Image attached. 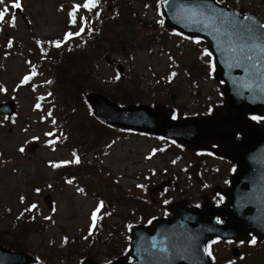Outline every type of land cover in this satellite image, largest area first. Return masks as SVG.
<instances>
[{
  "label": "rangeland",
  "instance_id": "1",
  "mask_svg": "<svg viewBox=\"0 0 264 264\" xmlns=\"http://www.w3.org/2000/svg\"><path fill=\"white\" fill-rule=\"evenodd\" d=\"M157 1L160 0H126V3L121 5L122 8L116 10L112 7L108 8L115 2L109 4L98 0L97 7L88 10L83 8L86 0H21L20 9L28 18L30 28L26 29L20 18H16V23L13 25L10 13L6 16L7 23L11 24L10 29L9 26L0 24L2 26L0 49L2 50L10 40H15L20 42L23 50L29 53L28 56L6 54L4 51L0 53V102L10 99L18 102L17 114L13 120L4 121L0 117L1 243L12 235L18 236L19 239L22 236L28 237L21 248L30 254L48 258L50 261H47V264H77L76 247L90 245L82 240L86 238V213L93 203L88 205V199H79L74 195L71 187L62 188V185L56 183L57 174L46 166L47 161L61 162L69 158V148L52 150L45 145L50 137L46 134L58 132V127L52 123V114L49 115L51 112L49 100L53 97L51 90L55 91L59 99L65 103H58V106L69 111L71 105L80 101L85 92H98L121 104L123 102L120 99L127 100L126 103L137 99L147 104L149 100L155 98L151 93L155 92V85H157L153 75L158 79L162 74L177 72L181 75V72L188 69L189 76L183 79L190 80L185 81L183 88L176 86L168 89L171 95L166 94L168 99L166 104L170 105L175 98L174 104H177L179 111L184 113L189 106H193L195 99H200L206 104L219 100V88L216 82L206 77V74L212 73V69L209 65L211 56L206 54L204 43L200 40H187L166 29L164 25L161 29L159 25V22L163 21L161 13L145 9ZM14 2L15 0H5V4L0 5V10L4 7L10 8V4ZM228 2L227 6L233 9H235L234 6L243 8V14H255L264 23V0H228ZM74 5L81 6L77 11L76 24L70 22L69 16ZM101 9L106 15L111 16L104 22L107 28H103L93 46L74 61L73 67L70 64L63 65L59 57L61 55L56 52L46 55L44 63L49 62L47 66L54 65L52 69L56 80V85L49 87L48 78L43 76L45 72L39 73L37 63L30 59L35 57L40 60V57H43V50L35 40L41 44H55L56 41L63 43L65 33H75L80 30L81 17L89 22L90 15L97 17L96 13H100ZM120 30L126 32L122 38H120ZM108 33L110 38L107 37ZM112 33L120 35L113 38ZM156 38L158 40H155ZM71 40L73 46H79L84 44L85 37L84 35L81 38L73 36ZM150 44L151 51H148ZM113 62L115 63L112 65ZM56 63L59 65L56 66ZM118 64L123 65L119 73L118 68L116 69ZM206 65L208 73L205 72ZM33 70L37 73L34 79L28 84L19 85L18 81L33 73ZM46 72L48 73L47 70ZM117 74L119 79L116 78ZM156 87L162 89L165 94L163 86ZM190 90H198L199 96L195 97ZM48 92L51 94L49 98H47ZM37 103L42 106L40 109L35 107ZM214 105H210L209 108L212 109ZM85 112L87 114L80 110L76 113L71 112L73 121L70 127L74 128V132H72L73 129L68 131L71 135V144H81L82 153L87 158L94 159L97 155L98 161H102L109 152L108 157L104 158L106 164L98 165L101 174L82 173L89 182L88 185L93 186L94 178L97 177H101L102 180L110 178L112 180L110 184L117 186L113 188L112 196L118 198L121 194H127L134 212L144 213L149 210L153 213L151 206L155 207L156 202L152 200L153 195L143 182L142 170L143 164L146 163L144 162L146 156L150 157L154 150L162 152L161 149H163L164 153H172L168 156L173 157L176 152L182 150L174 145L168 148L165 143L158 145L156 141L136 136L121 137L113 149L107 150L105 144L114 135L108 136L110 132L100 129L94 140L91 136L92 131H96L94 122L88 118L90 116L87 110ZM79 139H83L84 144ZM31 143L36 145L32 152H28L29 146H32ZM21 147L25 149L23 153L19 151ZM167 159L162 158L164 163ZM119 174L122 179L119 178ZM112 176L118 180V183L114 182ZM35 187H38L40 191L33 189ZM46 195L51 196L56 206L55 223L51 225L44 223L47 220L46 217L52 219L54 216V213L49 215L50 211L43 202ZM124 201L126 204L129 203L125 197ZM29 202L37 205L39 220L43 226L42 231L34 233L32 231L36 227L29 226L25 233H13L20 228L23 221L19 219V223L16 224L15 221ZM121 237L122 235H119V239ZM64 238L68 242L62 246ZM98 244L100 243L96 242L90 246L88 251L90 256L115 255L116 252L121 253L124 246L123 241L121 245L117 241L113 243L112 249L103 250L98 247ZM69 246L73 248L67 249ZM55 247L65 250L55 252L54 250H57ZM261 249H264V245Z\"/></svg>",
  "mask_w": 264,
  "mask_h": 264
},
{
  "label": "water",
  "instance_id": "2",
  "mask_svg": "<svg viewBox=\"0 0 264 264\" xmlns=\"http://www.w3.org/2000/svg\"><path fill=\"white\" fill-rule=\"evenodd\" d=\"M161 8L168 28L205 42L213 59V76L222 87L223 106L214 117L187 120L185 127L175 126L165 118L156 120L155 126L132 129L174 139L193 150L209 149L210 143L228 147L234 152H229L230 158L238 163L232 188L226 192L234 209L228 212L226 205L220 211L207 205L202 210L173 205L169 207L170 219L155 222L149 228H133L129 252L113 264H129L128 257L133 259L130 264H209L204 249L214 238L243 240L249 234L257 239L264 237V179L259 177L254 183L258 172L253 174L252 165L244 173L248 168V155L244 154L258 144L264 145V130L245 124L247 114H264V28L260 27L263 23L254 14L241 16L212 0H165ZM246 16L250 19L245 20ZM87 100L96 117L114 126H124L121 123L126 122L125 115L131 108L120 109L100 96L90 95ZM0 113L12 114L13 104L0 105ZM242 129H253L254 133L243 151L233 143L235 132ZM217 214L225 219L224 224L214 222ZM23 258L0 250V264L33 262Z\"/></svg>",
  "mask_w": 264,
  "mask_h": 264
},
{
  "label": "flooded vegetation",
  "instance_id": "3",
  "mask_svg": "<svg viewBox=\"0 0 264 264\" xmlns=\"http://www.w3.org/2000/svg\"><path fill=\"white\" fill-rule=\"evenodd\" d=\"M154 79L157 85H155V92L152 91L151 93H153L155 98L149 100L146 104L152 106L153 111H156V107L163 111L167 109L171 111L172 119L173 116L176 117L175 119H179L190 115H205L211 110L209 106L213 103L206 104L204 101L201 102L200 99H195L192 103L193 106H189L187 112L184 113L179 111L177 104H174L175 98H173V103L170 102V105L166 104L168 102L166 94L171 95L168 89L176 86L183 88V84L187 80L177 77L169 81L167 78L157 79L155 76ZM175 79L177 80L175 81ZM158 85L164 87L165 94H163L162 89L156 87ZM190 91L195 97L200 94L198 90ZM218 97L219 101H221V94ZM132 101L135 102L129 104L142 103L137 99ZM258 121L264 125V118ZM243 134L247 135L248 132L244 131ZM127 135L139 136V134L130 131H127ZM242 138V134L238 133L237 141ZM154 140L157 142L162 141L161 139ZM182 149L185 148L182 147ZM183 151L176 152L173 157L168 156L172 153H152L149 159H145L144 162L146 163L143 164L144 168L142 170L144 173L143 182L148 187V190L151 191L152 200L156 202V206H151L153 213L149 212V210L144 213H137L133 211L132 204L129 202L124 208V223L149 224L155 219L168 218L167 206L175 202H182L189 207L197 208L202 206L203 198H206L215 208H221L227 203V197L223 192L230 188L231 178L235 174L238 165L215 153L195 152L187 149ZM162 158L168 159L164 163ZM155 162L158 163L155 164ZM259 165L261 169L264 168L263 162L259 163ZM262 178L264 179V177ZM215 219L219 220L220 218L216 217ZM252 239L243 241V243L234 240L212 242L210 244L212 253L210 256L211 264H230V262H233V264H264V249H261L264 241L256 240L255 244H251L250 241Z\"/></svg>",
  "mask_w": 264,
  "mask_h": 264
},
{
  "label": "snow or ice",
  "instance_id": "4",
  "mask_svg": "<svg viewBox=\"0 0 264 264\" xmlns=\"http://www.w3.org/2000/svg\"><path fill=\"white\" fill-rule=\"evenodd\" d=\"M4 4H5V0H0V5H4ZM97 4H98V0H86V2L83 4V8L88 9V10H91V9H93V8H96V7H97ZM10 7L13 8V9H20V8L22 7L20 0H15V2L12 3ZM80 7H81L80 5H74V6H73V11L69 13V16L71 17V21H70V22H71L72 24H76V23H77V19H76V17H77V11L80 9ZM8 12H9V8H8V7H4L3 10H0V22H4V21H5V17H6V14H7ZM96 15H97V17H98V16H99V13L97 12ZM244 19H245V20H249L250 18L246 16ZM11 23H12L13 25H15V23H16V16H15L14 13L12 14V17H11ZM87 23H88V22L85 20V18L81 17V27H80V30H79L78 32H75V33H72V32H67V33H65L64 40H65V41H68V40H70L71 38H73V36H80V35L85 31V26H86ZM160 23H163V21H160ZM260 27H261V28H264V25H261ZM248 31L251 32V29L249 28ZM8 46H9V47L12 46L11 41H9ZM55 46H56L57 48H59V47L61 46V43H60L59 41H56V42H55ZM206 54H207V55H211V53H206ZM33 75H35V72H34V71H33ZM175 75H176L175 73H172V76H175ZM116 78L119 79V74H117V77H116ZM30 79H31V77H29V76H25V77L23 78V83H27ZM49 83H51V82L49 81ZM35 107H36L37 109L40 108V104L37 103V104L35 105ZM49 115H51V113H49ZM175 118H176V117L173 116V119H175ZM53 123H55V121H53ZM46 135H52V133H47ZM51 143L54 144L55 141H51ZM19 151H20L21 153H23V152L25 151V149H24L23 147H21V148L19 149ZM161 151H163V149H161ZM153 154H155V150H154ZM74 155H75V154H74ZM64 163H65V164H67V163H75V164H79V163H80V158H79L78 156H76L75 159H74L73 161H66V162H64ZM61 166H62L61 164H54V165H53V167H56V168H59V167H61ZM71 182H72L71 180L68 181V183H71ZM138 187H142V186H138ZM36 191L39 192L40 189H36ZM80 191H83V189H80ZM21 202H23V197H21ZM103 206H104V205H103V201H101V202H100V205L97 207L96 211L93 212V214H92V217H91V219H92V225H91V228H92V229H95L96 221H97V213L100 211V209H101ZM36 208H37V205L33 204V205H31L29 208H27L25 211L31 212V211H33V210L36 209ZM21 215H23V213H22ZM18 218H19V217H18ZM46 219H48V218L46 217ZM91 234H92V232L90 231V232H89V235H91ZM86 238H87V237H86ZM213 243H215V241H213ZM241 243H243V241H241ZM250 243H251V244H255V243H256V239L253 238V239L250 241ZM210 247H211V246L209 245L208 248H205V249H204V251H205L209 256L212 255V253H211V251H210ZM230 264H233V262H230Z\"/></svg>",
  "mask_w": 264,
  "mask_h": 264
},
{
  "label": "trees",
  "instance_id": "5",
  "mask_svg": "<svg viewBox=\"0 0 264 264\" xmlns=\"http://www.w3.org/2000/svg\"><path fill=\"white\" fill-rule=\"evenodd\" d=\"M217 1H218V0H217ZM219 1H221V2H223V3H227V2H228V0H219ZM118 7L120 8L121 6L118 4ZM238 10H239V12H242V11H243V8H238ZM120 32H121V36H120V38H122V36H123L126 32H123L122 30H120ZM109 35H110V33L107 35L108 38H110ZM117 35H120V34L112 33L113 38H117ZM150 47H151V44L148 46L147 50H149ZM62 53H63V52H62ZM67 57H69V58L72 57V54H71V53H64L63 58H67ZM69 58H68V59H69ZM68 59H67V60H68ZM67 60H64L63 65H64V64H65V65H69V64H70V65H72V67H73L74 61H75L76 59H75V58H72V59H70L69 61H67ZM209 65H210V67H211V64H209ZM74 69L76 70V66L74 67ZM205 72L208 73L207 65L205 66ZM74 104H76L75 106H78V105H80V102L78 101V102H75ZM78 107H79V106H78ZM78 107H74V108H78ZM25 232H26L25 229H21L19 233H25ZM12 238H13V241H12L11 244H14V245H16L15 247H18V246H22V245L24 244V238H25V240H26L27 237L22 236V238L19 239L18 236H16V235H12V237H11V238H7V240H10V241H11ZM14 250H18V249H14Z\"/></svg>",
  "mask_w": 264,
  "mask_h": 264
}]
</instances>
